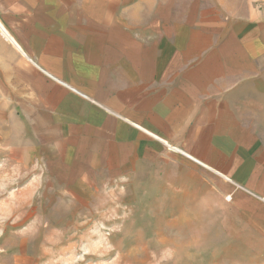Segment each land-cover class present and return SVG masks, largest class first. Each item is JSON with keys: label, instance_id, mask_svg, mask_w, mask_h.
<instances>
[{"label": "crops", "instance_id": "obj_1", "mask_svg": "<svg viewBox=\"0 0 264 264\" xmlns=\"http://www.w3.org/2000/svg\"><path fill=\"white\" fill-rule=\"evenodd\" d=\"M247 1L196 21L180 0H0L16 147L81 191L151 164L184 182L182 161L191 189L264 208V0Z\"/></svg>", "mask_w": 264, "mask_h": 264}, {"label": "rangeland", "instance_id": "obj_2", "mask_svg": "<svg viewBox=\"0 0 264 264\" xmlns=\"http://www.w3.org/2000/svg\"><path fill=\"white\" fill-rule=\"evenodd\" d=\"M180 2L200 21L241 13L248 1ZM11 117L0 116V264H264V227L253 216L264 208L223 194L216 178L191 189L181 161L180 183L151 164L70 188L25 160Z\"/></svg>", "mask_w": 264, "mask_h": 264}]
</instances>
